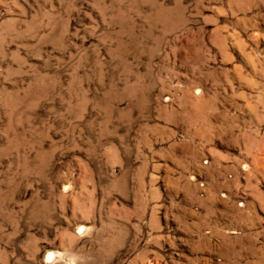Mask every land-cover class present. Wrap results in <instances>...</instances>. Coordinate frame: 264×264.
<instances>
[{
  "label": "rangeland",
  "instance_id": "rangeland-1",
  "mask_svg": "<svg viewBox=\"0 0 264 264\" xmlns=\"http://www.w3.org/2000/svg\"><path fill=\"white\" fill-rule=\"evenodd\" d=\"M0 264H264V0H0Z\"/></svg>",
  "mask_w": 264,
  "mask_h": 264
}]
</instances>
